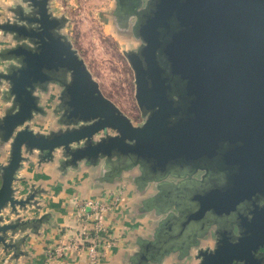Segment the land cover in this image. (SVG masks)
I'll return each mask as SVG.
<instances>
[{
    "label": "water",
    "instance_id": "1",
    "mask_svg": "<svg viewBox=\"0 0 264 264\" xmlns=\"http://www.w3.org/2000/svg\"><path fill=\"white\" fill-rule=\"evenodd\" d=\"M51 1L12 0L1 9L0 41L10 45L0 48V145H8L0 165V252L24 255L26 232L37 234L49 218L22 215L42 209L39 185L13 187L23 164L36 159L62 175L92 169L98 184L128 177L140 196L135 214L154 225L135 239L127 264L180 262L193 250L196 264H264L254 248L264 235L235 243L220 229L213 250L200 247L212 220L246 204L257 209L255 196L264 192V0H114L116 28L140 42L123 52L140 126L101 93ZM51 86L60 90L49 113L41 98ZM49 114L57 128H32ZM236 141L243 145L225 155L226 164L240 165L231 187L208 191L193 179L206 156ZM258 219L264 226V216Z\"/></svg>",
    "mask_w": 264,
    "mask_h": 264
},
{
    "label": "crops",
    "instance_id": "2",
    "mask_svg": "<svg viewBox=\"0 0 264 264\" xmlns=\"http://www.w3.org/2000/svg\"><path fill=\"white\" fill-rule=\"evenodd\" d=\"M11 5L12 0H0V15L2 8ZM97 175L96 171L83 166L79 170L69 169L65 175H62L55 170V166L47 164L38 167L36 159L24 163L16 174L13 187L28 190L30 184H35L39 185L45 193L37 197L42 207L41 210L30 207L22 215L24 219H33L47 213L49 218L41 225L37 234L26 232L28 237L21 247L24 255L11 259L12 251L7 255L0 252V264H89L85 254L74 251H69L61 258L48 263L46 253L52 250L59 241L70 238L81 231V227L75 223L73 218L75 199L99 200L105 196L110 197L109 192L117 190L122 191L121 202L117 209L108 215L106 222L111 225V233L116 242L106 250L105 258L99 264H127L128 257L136 250L135 239L146 237L152 230L154 220H149V215L135 214L137 194L128 181L123 179L124 181H118L113 185L98 184ZM21 195L18 194V196ZM21 235L23 234H18L16 237ZM164 262L165 260L162 264ZM190 262L197 263L191 259Z\"/></svg>",
    "mask_w": 264,
    "mask_h": 264
},
{
    "label": "rangeland",
    "instance_id": "3",
    "mask_svg": "<svg viewBox=\"0 0 264 264\" xmlns=\"http://www.w3.org/2000/svg\"><path fill=\"white\" fill-rule=\"evenodd\" d=\"M114 0H52L54 15H64L68 22L62 33L68 38L78 56L84 61L93 79L98 83L101 93L127 116L133 125L142 121L134 99V78L124 51L135 45L128 33L119 32L112 15ZM10 45L8 40L0 41V47ZM0 87V96H1ZM57 95V87L51 86L41 104L50 113ZM6 104L0 98V116ZM54 119L49 114L35 118L32 128L46 132L55 129ZM8 156V145H0V165ZM125 181L128 180L126 176ZM124 181V180H121ZM129 182V181H128ZM131 184V183H130ZM148 190L145 195L151 193ZM139 196L135 200L138 204ZM152 220L150 216L149 220ZM148 220V221H149ZM189 260L176 261L174 256L165 259L164 264H192Z\"/></svg>",
    "mask_w": 264,
    "mask_h": 264
},
{
    "label": "flooded vegetation",
    "instance_id": "4",
    "mask_svg": "<svg viewBox=\"0 0 264 264\" xmlns=\"http://www.w3.org/2000/svg\"><path fill=\"white\" fill-rule=\"evenodd\" d=\"M134 20L135 18H133V21ZM125 33H128L131 41L134 43L135 46L131 50L135 51L139 47L140 42L136 40L130 32H125ZM59 90L60 89L57 88L56 97L58 96ZM56 102L57 101L55 98V102L53 105H55ZM140 117L142 121L137 126L142 125L145 121L141 113H140ZM108 133L112 134L111 132H108ZM238 145H240L241 147L243 145V142L223 143V147L221 146L220 150H217L215 151V153L209 154L208 156L204 158L203 163H202L203 166L200 167L201 170H197V172H195V174L192 176L193 179L199 180V181L203 180L204 184L208 188V191L221 190L223 192L224 189L231 187V180L233 179V177L235 178L233 173L237 174L240 171V165H237L236 163L226 164L225 155L228 152L236 149L235 147ZM228 178H229V181H227ZM169 179H171L173 182H177V180L175 179H172V178H169ZM150 186L152 185H149V187ZM148 189H151L152 192L155 190L154 186ZM150 194L151 193H149L148 195ZM256 197L258 198L256 199L257 209L254 207L248 206L246 204L244 207L239 208L235 215H232L229 217L223 216L222 220L221 218L219 220H212L208 224V232L205 235V237L201 240L200 247L203 250L205 249L213 250L215 248L217 236L220 235L219 233L220 229H224L226 232H229L235 243H239L240 239L247 238L249 235L250 236L264 235V226L262 222L259 221L258 219L259 217L264 216V192L256 195L255 198ZM238 215L239 217H237ZM254 248H256L255 255L264 253V242L261 245L256 243ZM193 254L194 255L192 257V260L197 261L195 260L196 250H193ZM237 264H243V263L237 262Z\"/></svg>",
    "mask_w": 264,
    "mask_h": 264
},
{
    "label": "built area",
    "instance_id": "5",
    "mask_svg": "<svg viewBox=\"0 0 264 264\" xmlns=\"http://www.w3.org/2000/svg\"><path fill=\"white\" fill-rule=\"evenodd\" d=\"M110 197L102 199L77 198L73 203V218L81 231L70 238L61 240L46 253L47 262L61 258L69 251L85 254L89 264H99L106 255V250L115 244L108 225L107 217L113 213L121 202L122 191H111Z\"/></svg>",
    "mask_w": 264,
    "mask_h": 264
},
{
    "label": "clouds",
    "instance_id": "6",
    "mask_svg": "<svg viewBox=\"0 0 264 264\" xmlns=\"http://www.w3.org/2000/svg\"><path fill=\"white\" fill-rule=\"evenodd\" d=\"M10 15V14H9ZM10 18H11V15H10Z\"/></svg>",
    "mask_w": 264,
    "mask_h": 264
}]
</instances>
